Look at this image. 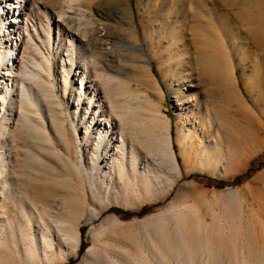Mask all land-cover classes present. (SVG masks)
Returning <instances> with one entry per match:
<instances>
[{"label":"rangeland","instance_id":"374dc122","mask_svg":"<svg viewBox=\"0 0 264 264\" xmlns=\"http://www.w3.org/2000/svg\"><path fill=\"white\" fill-rule=\"evenodd\" d=\"M43 1L45 3V0ZM67 1L48 0L46 3L64 7L66 15L69 16L66 17L68 20L65 18L68 25L71 24L75 29L84 31L82 33L87 32L86 36L91 39L88 41H92V38L94 41V38L97 37L95 33L102 34L103 31H107L108 27V31L115 30L114 32L117 33L120 30L118 35L123 33V36L120 35L121 38L116 41H119L121 46L117 43L115 46L119 47L113 48V44H116L115 41L111 44L113 46L111 48L116 53L119 50L118 53H121L122 58H118L120 55H116V57L118 61L122 62L118 66L116 60L108 59L97 47L98 50L95 51V46H91L95 49L89 50L91 54L89 52L83 55L84 52L86 53V48L90 49V43L84 44V46L89 45L85 49L80 43L82 45L80 49L79 42L78 46L76 45L75 34L67 32V27L71 25L68 26L67 23L64 24L61 21L56 24L52 20L50 39L45 42L44 30L37 27L40 20L44 21V15L39 14L38 11L35 15L37 8L33 6L35 10L28 15L33 20L27 18L30 19L28 20L30 21L29 25L35 27L36 31L40 28L45 36L39 29L36 34L37 37L42 36L39 37L40 41L34 36L36 31L31 27V45H34L33 51L31 50L34 54H31L37 55L38 60L39 57L46 56L50 63L45 61L44 67L41 69L28 61L30 69L39 72L41 75L38 74V76L41 77L27 73L26 77L30 81L25 80L28 81L27 83L33 91L38 90L42 85V87L45 86L49 97L45 96L39 102L41 114H36L33 111L34 108L27 110L34 117V119L32 116L30 117V122L29 120L27 123L25 122L28 127L23 125L22 119L15 118L17 117L15 114L10 122V131H12L11 128L14 129L13 135L10 132L11 136H6V142L12 141L13 143H11L15 145H13L14 151L11 150L13 146L10 147V152L13 151L11 155L15 156L13 158L17 165L14 169H18L17 172L22 171L20 176L25 177L26 180L29 178L27 193L29 196L28 214L32 219L30 232H33L35 242L40 243V249L38 248V251L35 249L31 233L26 235L27 230L24 233L19 229L20 220L13 222V233L1 220L0 229L3 230L5 236L7 235L8 245L6 248L0 247L2 256L0 264H25L27 262L32 264H136V259L142 261L143 264H264V5L255 0H204L205 5L202 11L198 5L199 0H183L177 3L174 13L169 17L170 14L167 13V8L170 5L169 0H113L114 2L112 0H83L86 3L76 0V4L83 2L80 5L86 8V11L83 12L85 9L79 6L83 10L82 13L76 7L78 4L75 5L72 0L75 6L73 4L67 6ZM64 2L66 3L64 4ZM9 12L3 11L4 14H9ZM110 12L112 19L109 18ZM241 12L250 13V16L242 18ZM37 19H40L39 22ZM169 23H173V25L176 23L174 30L177 39L181 35L182 39L188 43L191 52L193 49L196 52L201 51L200 55L206 62L213 59L214 62L208 63L209 66L205 62L202 64L205 77L213 71L214 74L218 73L215 62L217 60L233 66L235 87L242 98L239 102L233 95H230L229 98L225 97L216 103L218 104L216 105L217 109L211 107V112L216 119L214 111L219 114L215 125L216 139L214 143L207 146L214 131L207 138L201 137L202 143L198 153L194 149H190L185 136L187 128H194L190 125L191 120H186L188 115L180 113L181 106L173 89L175 86L172 82L169 60L165 55V48H162L164 44L161 45L162 37L173 31V27H170ZM160 26L161 29H159ZM99 27L101 29L97 30ZM102 27L104 28L102 29ZM101 34L99 35L101 36ZM124 36L126 38L122 39ZM121 39L123 41L131 39L144 50L146 58L149 59L148 67L154 73L157 81L156 89L159 91L136 80L144 77L143 72L138 69V66L142 65L140 57L143 58V56H139L138 51L129 46L130 40L124 41L127 42L124 46ZM52 40L56 42V45ZM70 42H74L73 45ZM35 44L39 47L37 48ZM67 44H70L71 47ZM67 48L72 51H68ZM127 48L128 50H126ZM76 51H81V53H75ZM206 51H209L210 55L206 56ZM65 52L74 53V59L83 58V60L91 62L93 58L92 61H97L96 63L91 62L90 66V63L85 61L90 71L88 79H95L90 83L94 84L93 88L96 86L98 89V93L96 92L98 97L94 96L96 99L104 96L102 98L104 101L106 94L102 93L103 86L99 80L94 76L92 79V75H94L92 70L95 68L112 77L108 83V87H110L107 91L112 89L111 93L117 86L115 88L118 89L116 95L111 99L113 104L118 100V107L127 102L125 99L133 89L139 90L138 96L135 98L137 100L138 97L137 102L139 101L138 104L140 103L141 106L132 109V111L137 110V115L134 111L133 113L128 111L123 121L127 119L125 121L127 128L131 125L129 128H131L132 135H136L137 139L140 136L138 140L132 139L138 141L143 148L138 147L145 149L147 153L143 154L144 152L137 148V154L139 153L138 156H141L138 158H142L137 162L140 168L144 169V173L146 172L147 178L144 179V175L141 178H131L133 190L130 189V192L127 191L126 184L122 183L116 187L118 190L116 195L100 175L94 177V184L90 185L88 182V171L91 167L88 151L92 149L95 133L94 130H91V134L87 136L88 141H85L84 138L83 141V128L80 127V124L88 122L89 116L85 117L84 111V115L82 114V110L85 108L82 103L87 106L90 96L80 91V95L83 94L82 97H85V100L81 99V105L77 106L75 101L79 91L74 86L77 81L70 78L66 85V88L68 86L67 90L63 88L61 63L67 67V62H69ZM78 54H82L83 57H75ZM88 54L92 55L91 59L85 56ZM81 59L79 61L82 63ZM253 66H256L258 70L250 74ZM198 67L200 65L194 66L195 75L193 78L194 83L197 84L200 82L199 75H197ZM36 78H39L37 80L40 85L34 87L37 85L34 83L38 82H34ZM202 81L198 87H193L197 93L202 94L206 88L217 90L220 87L214 80L207 85L205 80L202 79ZM250 86H254L251 94L248 92ZM128 87L130 90L127 91ZM70 89L72 90L70 91ZM16 90L18 91V88ZM77 91L78 93H76ZM132 95L130 96L132 97ZM130 96L127 97L128 101ZM148 101L153 105H149ZM106 102L107 104L110 102L108 98L103 102L102 107L104 108L91 105L92 108L98 107L99 110L94 111V108L90 107V115L95 113L96 119H100L105 116L103 114L105 111L107 115L111 114L113 117L114 113L109 109V104H105ZM130 104L136 105V103ZM50 109L51 111H49ZM153 109L159 114L156 115L155 112H152ZM140 113L143 114L142 117L145 116V120L142 119ZM163 113L168 120L162 118L165 117L162 116ZM126 115H129L128 118ZM149 116L150 118H148ZM146 117L151 121L145 122ZM16 119L21 120L22 124L18 122L19 120L16 123ZM35 119L39 125L36 124ZM116 119L113 117V121L116 122ZM2 121L3 114L0 112V123ZM129 121L132 122L130 125ZM115 122V129H118V124ZM142 123L148 127L145 126V128ZM158 125L159 127L161 125L160 130L164 128L163 126L169 125L172 147L180 169L178 176L173 165H170L168 156L166 154L167 157L163 154L160 156L159 150L156 151L153 148L155 147V134L160 131ZM133 126L139 128L135 130L137 132L133 131L136 129ZM149 126L152 129H149ZM41 127V130L43 131L44 128L45 131L42 132ZM154 129L158 131L156 132ZM34 130L37 131L36 134H32ZM46 132L49 137H44ZM39 133L45 135L39 138ZM153 133L155 134L152 135ZM34 135H37L39 140L44 139L42 142H45V145L38 144L37 142L40 143V141ZM191 135L199 137L200 134L194 130ZM152 137L153 139H150ZM37 144L41 146L43 144L45 148L41 149L39 146V149ZM147 148L153 149L152 153L150 151L149 154ZM209 152H214L220 162H206L204 158ZM37 153L41 158L34 155ZM225 156L228 158H226L227 160L223 159L224 162H222V158ZM27 167L29 172H27ZM10 213V209L6 212L2 211L0 217L10 215ZM17 219H20L19 216ZM42 231L49 237L45 244L41 240L40 233ZM64 233H68V239L64 237ZM73 234L79 236V244L75 251H70L69 248L73 246ZM26 236L29 238L27 239ZM31 248H34L35 251L32 252ZM64 253H67L66 256Z\"/></svg>","mask_w":264,"mask_h":264},{"label":"bare ground","instance_id":"6f19581e","mask_svg":"<svg viewBox=\"0 0 264 264\" xmlns=\"http://www.w3.org/2000/svg\"><path fill=\"white\" fill-rule=\"evenodd\" d=\"M81 1H83V0H81ZM117 1H119V0H117ZM169 1H170V5L168 6V8L167 7L166 8H167V13L170 14L169 17H171L172 14L174 13V8L177 6V3H179V1L182 2L183 0H169ZM255 1L258 2L259 4H263L264 5V0H255ZM46 2H48V0H45V3ZM73 2H75V5L78 4V3L76 4V2H77L76 0H73ZM112 2H114V1L112 0ZM45 3H44L43 0H0V112H2V114H3V121L0 123V205H2L1 206L2 208L0 209V212H2V211L6 212V210H8V209L11 210L10 215L8 214V215H6L4 217H0V222H1V220L4 221V225L7 226L8 229L13 233V228H12L13 222L15 220H16V222L20 220V222H19L20 224L18 225L19 229L21 231H23L24 233L28 231V233H26V235H30L29 233H31L32 242H33V245H34V247H35V249L37 251H38L40 243L35 242L36 241L35 240V236H34L32 231L30 232L31 225H32L31 224L32 219L30 218V216L28 214V206H29L28 205V197L29 196H28V193H27L28 192L27 191V189H28L27 188V186H28L27 184L29 183L28 182L29 178H27L28 180H26L25 177L20 176L22 174V171L19 170L21 172L20 173L18 171L20 173L19 174L17 172L18 169L17 170L14 169L15 165H16V161H14L15 159L13 158L15 156L12 157L11 154L14 151L13 148H14L15 145L12 144L13 143L12 141H11L12 143L10 142L12 145L10 143H7L6 142V136L7 135L11 136L10 132L13 135L12 131L14 129L11 128L12 131H10V122L13 120L12 118L15 116V114H17V117H15V118L22 119L23 125H25L28 120H29V122L31 121L30 117L32 116V115H30L31 112L29 113V111H27V110L30 109V108H32V109L34 108L33 111L36 112V114H41L42 110L39 107V102L41 101V99L43 97L48 96L47 95L48 94L47 88H44L45 86L42 87L43 86L42 85L38 90L35 89L34 90L35 93H34V91L32 90L31 86H29V84L27 83L28 81L26 82V80H25V79H27V77H26L27 73H29L31 75L34 74L36 76H38V74H39V72H35L34 70L30 69V66H28V64H27V63H29L28 61H30V63L32 62L35 66H37V67H39L41 69L44 67L43 65L45 64V61L47 63H50V62H48L49 59L46 56L44 58H43V56L41 58L39 57V60L36 57L37 55L33 56L34 53L32 52L33 51L32 48H33L34 45L33 46L31 45V40H32L31 39L32 38V32L31 31L32 30L36 31V28L35 27L33 28V26H31L33 28L31 30V27L29 25L30 21H28L30 19H27V18H31L28 15L31 13V11L35 10V9H33V6H36L35 8H37V10H36V12L34 11L35 15H36L37 11L39 12V14H43L44 15V21L43 22L40 19H39L40 20V22H39V20L37 19L38 22H39L37 27H40V28H42V30H44V32L46 34V37H45V39L44 38L43 39L45 40V42H47L48 39H50L49 37H50V32H51V25H52L51 22H52V20L55 21L56 24L58 22L60 23V21L62 23H64V24H66L67 23L66 21L68 20L67 18L69 16L66 15V10H64V7H61V5H58V4L57 5H55V4L54 5H50V4L47 5V3L46 4ZM65 3L66 2H64V4ZM82 3H80V4H82ZM84 3H86V2H84ZM61 4L63 5V3H61ZM69 4H70V6L72 4L74 5V3H72V0H68L67 1L66 5L68 6ZM80 4H78V6H76L78 9H80L79 12L83 11L80 8V7H82V5H80ZM165 4H167V3H165ZM84 5L86 6V4H84ZM198 5L202 8V11H203V6L205 5V1L204 0H199ZM238 7H239V5H238ZM77 8H75V10ZM102 8H104V7H102ZM83 9H85L83 11V12H85L86 8H83ZM3 11H10V12H9V14H6V13L4 14ZM110 14L111 15L109 16V18L112 19L113 18L112 17V13L110 12ZM240 16L242 18H245V17L248 18L250 16V13H246L245 14L244 12H241ZM31 19L33 20V18H31ZM166 22L168 23V21H166ZM169 24H170L169 25L170 27H173V31L171 33H169V35L162 37L161 45L164 44L162 46V48H165V50H166L165 51L166 52L165 55H166L167 59L169 60V69H170V72L172 73L173 85L175 86L173 89H174V91L177 94V96H176L177 98L176 99L179 100V105L181 106L180 107V110H181L180 113H181V115H184V114L188 115V118L186 117L187 118L186 120H191L190 125L193 126V128H194V129H192L190 127L187 128L186 131H185V136L188 139V143H189L190 149L192 148V149H194L196 151V153H198V150L200 149V144L202 143V141L200 140L201 137L207 138V137H209L210 133L212 131H214V134H213L211 140L208 141V145L207 146H210L212 143H214L215 139H216L217 130L215 129L216 128L215 125H216V121L218 119L219 114H218V112L214 111V113H215V115L217 117V119H216L215 116L211 112V107L213 109H215L217 107L216 105H218L216 103H218L220 100H222L223 98L228 97L230 95H233L236 98V100H238L239 102H241L242 98L239 95V93L237 92V89L235 87V83H234V75L235 74H233V72H234L233 71V66L227 65L225 63H221V62H219L217 60L215 62L217 64L218 73L214 74V71H213V73H211L209 76L205 77L204 76L205 72H204V69H202V66H203L202 64L205 62L208 65V63L213 61V59L211 61H207L206 62V61L203 60V57L200 55L201 51L196 52L193 49V51L191 52V50H190V48L188 46V43L184 39H182L181 35L177 39V36L175 34V30H174V28H176V25H175L176 23L174 25H173V23H169ZM35 25H37V24H35ZM67 25H68V23H67ZM69 25H71V24H69ZM72 27H73L72 25L70 27H67V32L69 31V34H70V32L75 34L74 35L75 38L74 37L73 38L77 40L76 45L78 44V42H79V44H78L79 47L82 46V45H80V43H82L83 46H84L85 43H86V45L90 43L89 44L90 47H89V45L88 46L85 45L83 47L84 49L86 47L90 48V49L86 48V53L84 52V50H82L84 52V53L82 52L83 55L89 53L90 52L89 50L93 49V47L91 48V46H95V49H96V47L98 49H100L99 51L104 56H106L108 59L116 60L118 63L116 61H114V62H116L118 64V66L120 65L119 63H121L122 61H118V58H122L121 57V53L120 54L118 53L119 50L116 53V52H114V49H113V48L117 49V47H119V46L116 47L115 45H117V43L119 42V41L117 42L116 40L123 36V33H121L120 34L121 37H119L120 35H118L119 34L118 31H120V30H118V31L116 30L117 31V33H116V32H114L115 30L114 31H108V29H109V27H108V29L106 28L107 31H103L102 30L103 31L102 34L98 31L99 34H101V36L98 33H95V35L97 34V37L94 35V37H96V38H94V41H93V38H92V41H88L90 39V37L86 36L85 33H87V32L82 33L84 31L81 32V31L77 30V28L75 29L74 27H73L74 29L72 30ZM57 28H56V31H57ZM70 28H71V30H70ZM103 28L104 27H102V29ZM100 29H101L100 27H99V29L97 28V30H100ZM159 29H161V26L159 27ZM37 31L35 32V35H34L36 37H37V34H38ZM39 31H41V29ZM179 31H180V29H179ZM41 33H42V35L45 36V34H43L42 31H41ZM33 34H34V32H33ZM91 34H89V35H91ZM91 36L93 37V35H91ZM39 37L41 38L42 36L40 35ZM39 37H37V39ZM40 38H39V40H40ZM56 38H57V36H56ZM124 38H126V37L124 36L122 39H124ZM126 40H124V41H126ZM128 40H130L129 41L130 43H128L129 46H131L136 51H138V54H140L139 56H143V58L140 57V60L142 59L141 60L142 61L141 62L142 65L138 66V69L143 72L144 77H143V79L140 77L139 79H136V80L139 81L142 84L149 85L150 87H152L155 90H157L156 89L157 88V86H156V82L157 81L155 79L154 73H152V71L148 67L149 59L146 58V53L144 52V50L141 48L140 45H138V44L136 45L134 42L131 41V39H128ZM128 40H127V42H128ZM124 41H123V43H124L123 45L125 46L127 44V42L125 43ZM52 42H54V40H52ZM114 42L116 44H113ZM195 42L197 43L196 40H195ZM73 43L74 42H70L71 45H73ZM44 44L49 45L48 43H44ZM54 44L56 45V42H54ZM70 44H67V45L69 46ZM111 44H113L114 47L111 46ZM71 45L69 47H71ZM76 45H75V47H76ZM124 46L122 47L123 49H124ZM38 47L39 46H37V48ZM111 47H113V48H111ZM72 48H73V46H72ZM80 49H81V47H80ZM95 49H93V50H95ZM98 49H96L95 51H97ZM77 50H78V48H77ZM126 50H128V48ZM135 50H132V51H135ZM205 50H203V51H205ZM68 51H70V50L68 49ZM95 51H94V53H95ZM122 51H124V50H122ZM70 52L69 53L65 52L67 54V56H68L67 57V61H69V62H67V64H68L67 67H65L61 63V60H60V63L62 65L60 69L62 70L61 72H62V85H63V88H66V85L68 83V79L72 78L73 80L77 81L76 85H74V86L77 87L76 89L79 91L78 97L76 98V101H75V105H77V106L81 105V99L85 100V97H82L83 94L80 95L81 94L80 91H83L84 94L90 96V97H88V103L89 104L87 106L83 105V103H82V106L85 107L84 110H82V114H83V111H84L85 117H86V115L89 116L87 118L88 122L85 123V124H80V127L83 128L82 140L84 138L85 141L86 140L88 141L87 136H89L91 134V130H94V133H95L94 134V139H93V142H92V149H90V151H88L89 152V157L88 158H89V161L91 163V167H90V169L88 171V182H89L90 185L94 184V177L100 175V177L103 180H105L106 183L110 186V188L112 189L111 191L113 193H115L116 195L118 194V190L116 189L118 184H122V183L126 184L127 191H129L130 189L133 190V183L131 182L132 181L131 178H138V177L141 178V176L142 177L145 176L144 179H146L147 176L145 174L146 172L144 173V169L142 170L140 168V166L138 165V162H137V160L142 159V158H138V157H141V156H138L139 153L137 154V148H138V150L141 149L140 147H138V146H141V144H139L138 141L132 139V138L137 139V137H135L136 135L135 136H134V134L132 135V132L130 131L131 128H129L131 126L130 123H132V122L129 121L128 124L130 126H128V128H127V126L125 124V121L127 119L125 121H123V120L125 119L124 116H125L126 113H128V111L133 113L134 110L132 111V109L139 108L140 103L138 104L139 101L137 102L138 97H137V100L135 98L136 96H138L137 93L139 92V90L138 89H133V90L131 89L132 93H134L133 95H132V93L130 94V95H132V97L130 95H128V96L131 97V98L129 97V99L131 101L130 100L128 101V99H127L128 96H127L126 99H125V100H127V102L124 103V104H120L121 106L118 107V105H119V103L117 102L118 100L115 101V103L113 104V101L111 99L112 96L116 95V90H118V89H115V88L117 86L114 88V90L111 93H110V91L112 89L107 91V89L110 87V86L108 87V83H109V81H110V79L112 77L108 76L106 73H105L106 75L101 73L99 70H96L95 66H93V68H95V70H92L94 72V75H92V79L94 77L97 78L99 80V83L103 86L102 93L106 94V97L108 98V101H110L108 103L109 105L107 104V102L105 104H107L108 106L111 107V108L109 107V109H111V111L114 113L113 117L117 118L118 120L116 119V122L113 121V117L111 116V114H109V112H108L109 115H107V113L105 111L103 112V114L105 116H102V118H100V119H96L95 113L93 115H90L89 108L91 107V105H93V106L97 105L98 107L104 108V107H102V105H103V102L107 100V98L105 97L104 98L105 100L103 101L102 100V98L104 97L103 95H102L103 97L100 98V99H98V98L96 99L94 97L95 95H96V97H98V95H97V93H98L97 90L98 89L96 88V86H95V88H93L94 86L92 87V85H94V84L91 85V83H90V81H94L95 79L94 80L88 79L90 71L88 70V67H87L88 64L85 63L86 59L83 60V58L82 59L80 58L82 60V63H81V61H79L80 59L75 58V59H78V60H75L73 58L74 53H72L73 54L72 55ZM79 52L81 53V51H79ZM79 52L76 51L75 53H79ZM208 52L209 51H206V56H207ZM31 53H33V54H31ZM89 54H91V52ZM89 54L85 55V56H87L88 58L90 57V59H91L92 55H89ZM78 55H80V54H78ZM78 55H76L75 57H83L82 54L80 56H78ZM116 55H120V56L117 58ZM208 55H210V54H208ZM88 58H87V60H88ZM92 59H91V62H93V63L97 62V61L96 62L92 61ZM86 62L88 63L89 61H86ZM91 62H89L90 63L89 66L91 65ZM69 63H70V65H69ZM93 63H92V65H93ZM199 65H200V67L197 68V69H199L197 71V75H199L198 77H199V81L200 82L197 84V83H194V80H193L194 75H195L194 74V66L197 67ZM93 68H91V69H93ZM256 70H258L257 67L253 66L252 70H251L252 72L250 74H252L253 71L255 72ZM39 75H41V74H39ZM201 75H203V76H201ZM38 77H41V76H38ZM37 79L39 80V78H36L34 82L38 81ZM202 79L205 80L204 82H206V85L208 83L211 84L210 81L212 82L214 80L217 84H219L220 87H218L217 90H214L215 88H213V89H210V88L207 89L206 88V90H204V92L202 94L197 93L195 90H193V87L194 88L198 87L200 85V83L203 82ZM27 80H29V79H27ZM34 84H37V85L36 86L32 85V86L37 87V86L40 85V82L38 81L37 83H34ZM95 85H96V83H95ZM109 85H112V84H109ZM204 85H205V83H204ZM112 86H114V85H112ZM146 87H148V86H146ZM259 87H260V85H259ZM17 88H18V91L16 90ZM67 88H68V86H67ZM67 88H66V90H67ZM124 88H126V87H124ZM252 88H254V86L253 87H251V86L248 87L249 94H251L253 92ZM128 89H129V87L127 88V91H128ZM71 90L72 89H70V91ZM15 91H17V92L15 93ZM78 91L76 93H78ZM157 91H159V90H157ZM74 92H75V90H74ZM122 96H121V98H122ZM139 98H141V97H139ZM115 100H116V98H115ZM139 100L142 101V99H139ZM122 101H124V100H122ZM93 102H95V103H93ZM130 103H133V104L136 103V105L134 104L135 105L134 106V105H132ZM148 104L149 105H153L151 102H149ZM15 107H16V109H15ZM98 107L96 109H98ZM78 108H76V109H78ZM93 108H94V111H96L95 107H93ZM93 108L91 107V109H93ZM49 111H51V109ZM80 111H81V109H80ZM155 111L156 110H154L152 112H155ZM27 112L29 113L30 116L28 115ZM52 112H53V110H52ZM134 113H136L135 115H137V110H135ZM157 113L158 112H155L156 115H157ZM142 115L143 114H141V117H142ZM160 115H161V113H160ZM128 116L126 115V118H128ZM130 116H131V114H130ZM150 116L148 118H150ZM155 116H153V117H155ZM162 116H165V117H162V118H165L166 120H168L167 116L164 113L162 114ZM144 117L145 116H143L142 119L145 120ZM32 118L34 119L33 116H32ZM41 118H42V116H41ZM148 118L146 117V121L145 122L149 121V120H147ZM156 118H157V116H156ZM162 118H161V120H162ZM19 119H16L15 122L17 123V120H19ZM157 119H159V118H157ZM128 120H130V119H128ZM22 121L19 120L18 122L21 123ZM32 121L34 122V120H32ZM35 121H36V124H38L37 119H35ZM117 121H118V123H117ZM29 122H28V125H29ZM33 122H32V124H33ZM114 122L116 124H118V126H117L118 129H115ZM165 124H166V122H165ZM38 125H35V126L37 127ZM142 125H144V124L142 123ZM142 125H140V126L142 127ZM25 126H27V125H25ZM35 126H34V129H35ZM145 126L146 125H144V127ZM144 127H143V130H144ZM146 127H148V126H146ZM160 127H161V125H160ZM160 127L158 125V130H160L159 129ZM163 127L164 128H161V130L159 132H157L158 131L157 129L156 130L154 129V131L157 132V134H155V133L152 134V135H154V134L156 135V137H154L155 138V142H154L155 145H154V143H152L153 142L152 140H150L152 142H149V143L150 144L152 143L155 146V147H153V146H151V147H153L156 151L159 150V154L161 153L160 156H162V154L163 155L166 154L168 156V158L170 160L169 162L171 163L170 165H173L172 167H174V170H176V174L178 176V174L180 172V169L178 167V162L176 160L174 149L172 147V136H171L170 128H169V125H166V126H163ZM29 128H31V127H29ZM133 128H136V127L133 126ZM137 128L133 129V131L137 132V131H135V130L139 129V128L138 129ZM150 128L151 127L149 126V129ZM41 129H42V127L40 128V130ZM29 130H31V129H29ZM40 130H38V131L40 132ZM192 130L193 131L194 130L198 131V133L200 134L199 137L197 135L192 136L191 135V133L193 132ZM43 131H45L44 128H43ZM149 131H148V133H149ZM26 132H28V131H26ZM29 132H31V131H29ZM32 132H33V130H32ZM143 132H146V131H143ZM36 133H37V131L34 130V133H32V134H36ZM129 133L131 135L130 137H129ZM45 134H44L45 135L44 136L43 134L40 135V133H39V138H41V136L49 137V134L47 132ZM23 135H24V133H23ZM143 135H144V133H143ZM35 136L39 140L38 136L34 135V137ZM137 136H139V135L137 134ZM139 137H138V139H140ZM150 139H153V137L150 138ZM9 140H11V139H9ZM141 140H143V139L141 138ZM146 140H147V138H146ZM19 141H21V140H19ZM39 141H40V143L37 142L38 144H41V143L44 144L45 143V142H42V141H44V139L43 140L40 139ZM38 144H37L38 148L40 146V148L43 149V147H44L43 144H42V146L38 145ZM145 144H144V147H146ZM146 145H149V144H146ZM11 146H13L11 148V150H13V151L10 152V147ZM35 146H36V144H35ZM149 146H147V147H149ZM204 146H206V145H204ZM207 146L205 148H207ZM147 150H148L147 152L150 154V151L152 153L153 149L150 150V148H147ZM141 151L144 152L143 154L146 153L145 149H141ZM30 153H31V151H30ZM23 155L25 156V154H23ZM34 155H37L38 157H40L38 155V153L34 154ZM147 156H149V155H147ZM34 157H36V156H34ZM40 158H38V160H40ZM226 158H228V157L225 156V157L222 158V160L223 159L227 160ZM204 160L206 162H210V161H215V163L220 162V160L218 161V158H216V155H215L214 152H209L207 154V157L204 158ZM224 160L222 162H224ZM13 161L15 162V164H14ZM16 167H17V165H16ZM28 167H29V165H28ZM28 167H27V169H28ZM142 167H144L143 164H142ZM27 169H26V171H27ZM24 172H23V174H24ZM27 172H29V169H28ZM24 176H26V175H24ZM123 186H125V185H123ZM123 192H124V189H123ZM17 216H19L20 219H17ZM0 225H1V223H0ZM62 230H64V229H62ZM75 231L77 232V230H75ZM67 234L68 233H64L63 234V235H65L64 237H67ZM40 235H41V240H42V242L44 244L46 242H48V238L49 237H47L48 235L46 233H44L42 231L40 233ZM6 236H5V233L3 232V230L0 229V247L1 248H6L7 245H8ZM72 237H73V239H72L73 240V242H72L73 246L70 245V246H72V248H69V249H70V251H75L77 249V247H78V244H79V236L78 235H74ZM28 238L29 237H27V239ZM67 239H68V237H67ZM29 250H30V247H29ZM27 251H28V249H27ZM31 251L32 252L35 251L34 248H31ZM66 254L67 253H64V256H66ZM1 258H2V256L0 254V260H1ZM25 264H32V263L27 262ZM136 264H143V263H142V261H139V259H136Z\"/></svg>","mask_w":264,"mask_h":264}]
</instances>
